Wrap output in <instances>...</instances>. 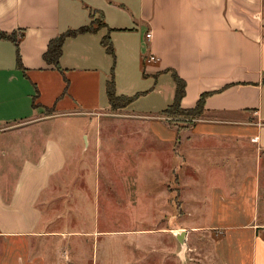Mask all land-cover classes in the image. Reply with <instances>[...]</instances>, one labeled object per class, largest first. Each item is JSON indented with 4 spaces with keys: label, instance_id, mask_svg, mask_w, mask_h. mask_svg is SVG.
Masks as SVG:
<instances>
[{
    "label": "crops",
    "instance_id": "0c3cea01",
    "mask_svg": "<svg viewBox=\"0 0 264 264\" xmlns=\"http://www.w3.org/2000/svg\"><path fill=\"white\" fill-rule=\"evenodd\" d=\"M95 20L96 31L66 39L59 68L45 61L53 39ZM0 31L16 33L21 61L0 39V264H49L34 250L40 202L69 163L57 122L134 119L145 115L132 106L149 98L159 178L210 191L196 229L212 238L215 264H264V0H0ZM112 77L133 98L116 111ZM178 79L182 109L209 95L202 117L172 126L163 112Z\"/></svg>",
    "mask_w": 264,
    "mask_h": 264
},
{
    "label": "rangeland",
    "instance_id": "374dc122",
    "mask_svg": "<svg viewBox=\"0 0 264 264\" xmlns=\"http://www.w3.org/2000/svg\"><path fill=\"white\" fill-rule=\"evenodd\" d=\"M150 103L137 101L132 109L148 116L157 110ZM115 113L57 122L69 163L40 202L41 242L34 251L49 264H215L212 238L196 229L207 223L210 191H179L181 181L168 171L159 178L153 155L160 150L155 155L162 158V147L152 145L150 119Z\"/></svg>",
    "mask_w": 264,
    "mask_h": 264
},
{
    "label": "trees",
    "instance_id": "16d2710c",
    "mask_svg": "<svg viewBox=\"0 0 264 264\" xmlns=\"http://www.w3.org/2000/svg\"><path fill=\"white\" fill-rule=\"evenodd\" d=\"M97 22H98V20L97 21L95 20L89 26L83 27L79 30L69 31L64 35H61L60 37L53 39L49 44L47 52L45 53V56H44L45 61H47L49 64H53L57 68H59V60L62 56L63 45H64V42L66 41V39L77 36V35L85 33V32L96 31L98 27L97 28L94 27V24H96ZM98 24H99V22H98ZM0 39L10 40L16 45L18 64H19V66H21L20 56L18 53L19 39L17 38L16 33L9 34V33H4V32L0 31ZM103 45H104L105 49L107 50V52L109 54H111L112 56H114L113 43H112L109 36H106L103 39ZM113 77H112L111 81L108 83V96H109V100H110L112 109L116 111L118 109L124 108V107L128 106L129 104H131V102L133 101V98L121 96V95L119 96L117 94ZM178 81L180 83L177 86L175 101L167 110H165L163 112V114H166L168 117H171V118L172 117H179V116H188V117H192V118L202 117L204 112H205V100L209 94L202 95L195 108L189 109V110L182 109L181 108V100L185 96V93H186V84L184 81H181L179 79H178ZM171 121L172 120H170L169 122H171Z\"/></svg>",
    "mask_w": 264,
    "mask_h": 264
},
{
    "label": "built area",
    "instance_id": "2783aa9c",
    "mask_svg": "<svg viewBox=\"0 0 264 264\" xmlns=\"http://www.w3.org/2000/svg\"><path fill=\"white\" fill-rule=\"evenodd\" d=\"M147 38L148 39H150L151 38V33H148L147 34ZM157 60V58L154 56V55H152L150 58H149V61L150 62H155ZM256 140V139H255Z\"/></svg>",
    "mask_w": 264,
    "mask_h": 264
},
{
    "label": "water",
    "instance_id": "95a60500",
    "mask_svg": "<svg viewBox=\"0 0 264 264\" xmlns=\"http://www.w3.org/2000/svg\"><path fill=\"white\" fill-rule=\"evenodd\" d=\"M178 239H179L180 242L183 243V235H179V236H178Z\"/></svg>",
    "mask_w": 264,
    "mask_h": 264
}]
</instances>
